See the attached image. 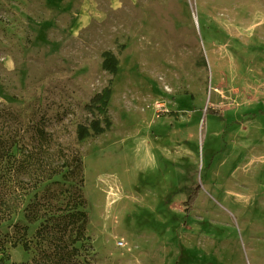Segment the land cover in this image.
<instances>
[{"label":"rangeland","instance_id":"1","mask_svg":"<svg viewBox=\"0 0 264 264\" xmlns=\"http://www.w3.org/2000/svg\"><path fill=\"white\" fill-rule=\"evenodd\" d=\"M68 11L0 0V107L21 117L0 128L28 150L44 128V152L82 160L85 262L264 264V0H123L83 29ZM109 86L111 127L80 141ZM71 168L20 177L7 200L0 185V259L34 256L13 246L36 241L30 203L74 209Z\"/></svg>","mask_w":264,"mask_h":264},{"label":"trees","instance_id":"2","mask_svg":"<svg viewBox=\"0 0 264 264\" xmlns=\"http://www.w3.org/2000/svg\"><path fill=\"white\" fill-rule=\"evenodd\" d=\"M119 60L110 51L103 53V69L112 74L117 73ZM112 95L111 87L103 89L94 95L87 109L92 110L97 107L99 117L91 121L89 125L78 126V139H84L105 133L112 125L108 116V104ZM21 117L15 112L0 107V124L3 120L9 122H19ZM21 124V122H19ZM33 135L34 144L31 150L25 146V134H21L17 127L0 128V185L7 188L6 200L13 193L20 177L28 176L34 179L39 187L48 181H52L54 176L64 173V169L72 167L69 173L78 180L75 189L74 209L69 212L67 206H54V210L49 205L30 203L26 207V219L29 223L40 220V226L35 234L34 246L30 241H16L13 246L22 245L26 251L35 250V254L28 262L21 264H87L83 259L82 248L85 239L86 225L88 221L87 213L80 209L86 205V201L81 192L83 183L82 160L77 156L69 160H64V152H44L45 145L49 144V134L44 128L35 129ZM31 145V144H30ZM26 147L27 152H17ZM63 158V159H62ZM195 194L189 198V204L195 200ZM48 208V210H47ZM57 209V212H56ZM61 212L62 214H58ZM21 229L20 227H16ZM28 231L27 226L23 227ZM82 243V245H79ZM0 264L9 263V256L0 259Z\"/></svg>","mask_w":264,"mask_h":264},{"label":"crops","instance_id":"3","mask_svg":"<svg viewBox=\"0 0 264 264\" xmlns=\"http://www.w3.org/2000/svg\"><path fill=\"white\" fill-rule=\"evenodd\" d=\"M52 6L60 4L68 7L69 11L75 14L74 27L86 28L94 21H98L103 15L108 12L111 7H118L123 0H41ZM134 1V0H129ZM106 6V7H105ZM46 29L48 25L37 26V29ZM11 59L4 58V65L11 69Z\"/></svg>","mask_w":264,"mask_h":264}]
</instances>
